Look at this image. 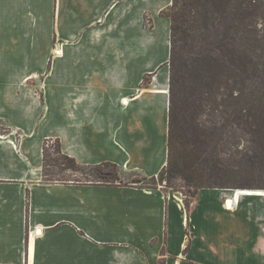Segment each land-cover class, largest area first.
Listing matches in <instances>:
<instances>
[{"label":"crops","instance_id":"1","mask_svg":"<svg viewBox=\"0 0 264 264\" xmlns=\"http://www.w3.org/2000/svg\"><path fill=\"white\" fill-rule=\"evenodd\" d=\"M171 4L0 0V264H264V190L203 188L188 208L126 179L168 161L169 54L150 37L170 41ZM46 110L59 136L39 130ZM51 137L81 165L115 162L122 182L45 183Z\"/></svg>","mask_w":264,"mask_h":264},{"label":"trees","instance_id":"2","mask_svg":"<svg viewBox=\"0 0 264 264\" xmlns=\"http://www.w3.org/2000/svg\"><path fill=\"white\" fill-rule=\"evenodd\" d=\"M164 14L171 19L169 156L157 176L134 173L132 182L166 180L175 188L182 179L192 199L203 188L264 190V0H172ZM239 133L249 149L225 158L223 147ZM55 141L64 170L104 180L46 182H122L115 162L81 165Z\"/></svg>","mask_w":264,"mask_h":264},{"label":"rangeland","instance_id":"3","mask_svg":"<svg viewBox=\"0 0 264 264\" xmlns=\"http://www.w3.org/2000/svg\"><path fill=\"white\" fill-rule=\"evenodd\" d=\"M150 38L153 41L152 42L153 52L157 53V57L159 59H164V57H166L170 52V41L168 42L167 38H153V37H150ZM165 62L161 63V65H163ZM164 68L165 67L163 66L162 69L158 73V75H159L158 78H159L160 82L161 81L165 82V79H166V73H167L168 68L167 69H164ZM34 70H35L34 75L36 76V78L34 77L33 86H34L35 91L38 95L39 94L44 95V90L42 88H43L44 79L49 74V69L48 68H39V69H34ZM57 74L61 75V71L60 70L56 71L54 76H57ZM154 75L155 74H153V75L150 74L149 76H147L146 77L147 82H150L151 80L154 81V79H155ZM155 81H156V79H155ZM42 112H46V115L40 122L41 125L39 127V130L41 131V133H43L44 131H47L49 133H54V134L58 135L59 130H60L59 121L58 120L55 121L56 118H53V117L48 118L47 117V115L49 114L48 110L42 111ZM35 123L33 124V126L36 125ZM238 138H239V140L234 141V142H227L225 144V146L223 147V151H224L223 156L225 158H228L229 156L231 157L232 155H234L235 152L237 155H241L243 152H246L249 149L250 144L248 142V138H246V136H244L243 134H240V133L238 134ZM42 145H43V150H42L43 151V156H42L43 157V166H44V153H45L44 148L46 149V153H45L46 154L45 155L46 161L45 162L47 164V169L46 170L43 169L44 173H45V178L43 177V170H42V178L41 179L43 181H45V179L48 181H74L77 179H79L80 181H87V180L103 181L104 180V179L102 180L101 178H98L96 175H93V176L81 175L80 173H73V172H71V170H64V168L60 162L61 156L58 154V151H57L58 144L55 141V137L52 138L51 140H46V138H45ZM35 156H36V153H35ZM103 170L109 171V170H113V168H111L110 166H105V167H103ZM254 175H255L254 176L255 182H257L256 180H258L259 177L256 174H254ZM138 177H141V175H139ZM262 178H263L262 180H264V177H262ZM126 179H130L133 181L132 176L131 175L129 176V174L126 176ZM45 183H48V182L45 181ZM174 183H175V188L168 187L166 180H164V181L158 180L157 184H154L149 179H146V180H142L139 183H135V184L139 185L140 187H145V188H149V189L161 188L163 190H166V192L170 191V192L175 193L176 195L180 196L185 204H186V201H192L193 200L191 197H187V195L190 196L189 195L190 194L189 188L183 183L182 179L174 180Z\"/></svg>","mask_w":264,"mask_h":264},{"label":"bare ground","instance_id":"4","mask_svg":"<svg viewBox=\"0 0 264 264\" xmlns=\"http://www.w3.org/2000/svg\"><path fill=\"white\" fill-rule=\"evenodd\" d=\"M167 87H165V89H166ZM164 92H166V91H164Z\"/></svg>","mask_w":264,"mask_h":264}]
</instances>
